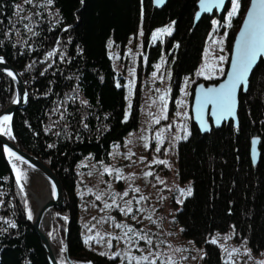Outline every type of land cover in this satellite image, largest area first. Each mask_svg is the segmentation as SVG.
<instances>
[{"label": "trees", "instance_id": "16d2710c", "mask_svg": "<svg viewBox=\"0 0 264 264\" xmlns=\"http://www.w3.org/2000/svg\"><path fill=\"white\" fill-rule=\"evenodd\" d=\"M198 1L168 0L156 8L153 0H33L32 5L0 0V54L23 73L30 94L28 105L15 113L13 130L20 146L50 165L65 188L53 241L75 264H119L118 258L102 256L85 243L76 192L80 161L109 163L113 145L139 124L141 90L137 86L126 118L125 78L115 69L109 39L124 47L143 22L147 66L154 68L164 46L171 48V85L177 91L203 62L218 20L226 31L223 71L211 78L196 76L189 93L192 102L197 83L224 77L251 0H239L230 20L229 5L224 13L205 15L195 24ZM173 21V32L164 41H153L154 30ZM49 52L55 54L49 57ZM15 96L13 81L0 73V111ZM239 100V125L228 121L206 134L193 122L190 105L191 134L177 145L178 174L189 181L192 194L184 198L176 221L183 235L203 248V264H233L218 242H210L216 231L231 228L237 242L246 241L264 253V57ZM255 138L258 163L252 158ZM0 264H50L1 141Z\"/></svg>", "mask_w": 264, "mask_h": 264}, {"label": "rangeland", "instance_id": "374dc122", "mask_svg": "<svg viewBox=\"0 0 264 264\" xmlns=\"http://www.w3.org/2000/svg\"><path fill=\"white\" fill-rule=\"evenodd\" d=\"M232 7L233 0L229 6V14ZM227 17L230 20L229 15ZM174 26L173 21L155 29L153 41H164L173 32ZM164 29L170 31H162ZM225 36L226 31L222 32L221 24L215 20L203 62L195 70V74L183 78L177 91L171 85V48L164 46L154 68L147 66L143 22L131 33L124 47L114 45L113 37L109 39V54L115 69L125 78L126 118L130 115L137 86L142 93V103L138 126L113 145L109 163H96L90 158L79 163V183L76 187L79 219L84 225L86 239L93 238L88 243L96 252L118 258L119 264H129V257L150 255L152 258L151 254L159 255L157 264H167L169 258L175 264H203V248L194 239L185 237L176 221V213L186 197L180 195L179 189L187 190L190 187L192 190L189 181L183 182L179 177L177 145L181 139L188 138L191 134L188 109L191 105L189 93L193 80L198 75L211 78L222 73L221 69L227 58ZM220 57L225 59L221 61ZM161 96L164 97L163 100L160 99ZM156 160L167 163H155ZM106 168L111 169V173L105 171ZM147 172H152V175L145 176ZM41 185H45L43 180L36 187ZM135 188L140 191H132ZM125 191H128V196H123ZM96 196L101 199L97 200ZM142 196L146 199L141 200ZM178 200L182 202L178 203ZM129 201L131 203L127 206L133 209L131 213L126 214L116 207L119 205L126 208V202ZM32 203V211H37L38 205L34 201ZM106 203L113 206L105 208ZM140 209L143 211H139ZM149 216L151 219L147 218ZM117 224L127 225L134 231L125 235L127 229L117 227ZM137 231L140 236L135 234ZM234 235V228L225 232L216 231L213 235V239L224 249L226 259L235 264H260L264 261L263 251L253 250L246 241L237 242ZM141 236H147L153 243L149 245ZM116 253L119 255H115ZM61 259L65 260L64 250H61ZM131 264H135V261Z\"/></svg>", "mask_w": 264, "mask_h": 264}, {"label": "water", "instance_id": "95a60500", "mask_svg": "<svg viewBox=\"0 0 264 264\" xmlns=\"http://www.w3.org/2000/svg\"><path fill=\"white\" fill-rule=\"evenodd\" d=\"M167 1L168 0H153V4L156 8H163L166 5ZM254 2L258 3V0L250 1V5L247 9L246 15L235 37L229 65L227 67V71L224 77L216 82L201 81L197 83L195 86L194 96L191 102V111H192L193 122L198 126V128L203 134L210 133L213 130V128L215 129L221 128L228 121H234L236 127L239 125L238 110L240 104V100H239L240 93L242 90L248 91L250 78L256 67L259 65L261 59L264 57V53H261L260 55L257 56V59L253 63V67L251 71L246 77V81L241 83V85H239L237 88L236 104L233 115L218 118L219 112L213 104L207 103V104H203V107H201L202 99H203L202 92L209 88L218 89L221 85L227 83L229 76L232 74V64L236 60L237 49L241 44V33L245 30V26L248 20V14L252 10ZM208 3L209 0L198 1V10L196 12L195 24H198L199 21L205 15L213 16L216 13L219 15L224 13L228 8V6L230 5L231 0H223V2L220 3L218 6L216 5L215 0H211V6L206 7L205 5ZM0 57H2L4 61L3 63H0V73H4L5 75H7L13 81L16 88L15 99L10 104H8L7 107H5L2 111H0V118H2L5 115L11 117V120L8 122L10 123V131L9 133H6L5 131H0V141L4 146L6 154H8L9 150H11V152H14L17 156H20L22 158L21 160H23L33 169L41 173L47 179L49 185L51 186V190H52L51 197H49L46 201L42 202L38 206L34 218L30 219L32 225L34 226L35 230L40 236L42 245L47 253L50 264H75L74 260L67 253L65 254L64 262L61 260V258L57 253V247L53 241L55 220H53L52 222V229H53L52 232H47L43 228V221L45 216L51 210L56 211L64 206L65 198H66L65 188L58 174L53 170V168L50 165H48L46 162H44L38 155L24 150L20 146L15 136L13 130V118L15 116V113L19 109L25 108L28 105L30 98L29 87L26 79L24 78L23 73L15 65L9 62V60L4 55L0 54ZM8 71L14 73L15 79H13L12 76L8 75ZM0 127H3V125H0ZM259 156L260 154L258 148V138H255L253 140V147H252V158L254 163H258ZM13 172L19 186L22 188L20 179L19 180L17 179L18 176L15 173L14 169ZM86 262L87 261L85 260L83 261V263Z\"/></svg>", "mask_w": 264, "mask_h": 264}, {"label": "snow or ice", "instance_id": "6c2138e0", "mask_svg": "<svg viewBox=\"0 0 264 264\" xmlns=\"http://www.w3.org/2000/svg\"><path fill=\"white\" fill-rule=\"evenodd\" d=\"M25 2L29 5L33 4V0H25ZM223 0H215L216 5L218 6L220 3H222ZM46 4H51L52 0H45ZM206 7L211 6V0H209V3L205 5ZM239 9V0H233V7L232 11L229 14V19L231 16H234L236 12ZM24 18L21 17V20ZM31 19V18H29ZM24 27L28 29V31H31L32 29L28 28V25L25 24ZM162 31H170L169 29H164ZM2 43V41H0ZM261 53H264V0H258L257 2H254L252 10L248 14V20L247 24L245 26V30L241 33V44L237 49L236 54V60L232 64V74L229 76L228 81L226 84L221 85L218 89L217 88H209L207 90H204L202 92V104L201 107H203V104L211 103L213 104L218 112L219 117H225V116H231L233 115L235 104H236V90L241 83L246 81V77L248 76L249 72L251 71L253 67V63L257 59V56ZM55 53L49 52L48 56L51 57ZM221 61H223L225 58L220 57ZM3 58L0 57V63H3ZM31 67V65H29ZM221 71H223L221 69ZM201 74H203V69L201 70ZM8 75L12 76L13 79H15V75L13 72L8 71ZM210 78V77H209ZM26 96V93H25ZM161 100L164 99L163 96L160 98ZM166 118V117H165ZM11 120V117L8 115L3 116L0 118V125H7L8 122ZM158 122V121H157ZM86 127V126H85ZM0 131H8L7 127H0ZM159 136V133L157 134ZM187 137H185L186 139ZM255 143V141H254ZM147 147V145H145ZM159 151V148L156 149ZM10 154L14 156L17 160H21L22 158L20 156H17L14 152H11L9 150ZM155 163L159 164H166L167 162L164 160H156ZM15 168V165H13ZM105 171L111 173V169H105ZM119 171V170H117ZM152 172L145 173V176H151ZM22 174H18L17 179H21ZM123 178V177H118ZM132 191L139 192V188L132 189ZM180 195L182 196H190L192 194V190L189 187L187 190L179 189ZM116 195H119L118 193ZM123 196H128V191L123 192ZM97 200H100V196H96ZM141 200L146 199V197H141ZM140 201L138 200L137 203ZM182 202V201H177ZM113 203H115V197H113ZM130 201L126 202V208H121L119 205H116L117 208L121 212L124 213H131L133 209L130 206ZM113 205L111 204H105V208H111ZM139 211H143L140 209ZM31 218V213L29 212V219ZM148 219H151V217H147ZM15 225H13L14 227ZM117 227L126 228L127 231L125 232V235H127L129 232H133L134 229L127 226V225H121L117 224ZM87 227V225H85ZM137 236H140V232L137 231L135 233ZM141 239H145L149 245H151L153 242L151 239H148L147 236H141ZM89 239H93L92 237H89L85 240V243H88ZM211 243L215 244L216 240L213 239L210 241ZM111 246V245H109ZM234 251L238 252L239 249H234ZM100 255H107L106 253H100ZM115 255H119V253H116ZM229 256H231V253H229ZM150 255H142L139 257H129V264L134 260L135 264H157V260L159 259L158 254H151ZM164 264V262H162ZM167 264H175L174 261H171V258H169ZM234 264V262H233ZM260 264H264V261H261Z\"/></svg>", "mask_w": 264, "mask_h": 264}, {"label": "bare ground", "instance_id": "6f19581e", "mask_svg": "<svg viewBox=\"0 0 264 264\" xmlns=\"http://www.w3.org/2000/svg\"><path fill=\"white\" fill-rule=\"evenodd\" d=\"M3 127H7L8 131H5V132L9 133L10 123H8L6 126L3 125ZM7 157L11 163L12 168L15 170V173L17 174V176H18V174H22V178L20 179V183L22 184L21 185L22 188L21 187L20 188H21V190L24 193L25 198H26V212H27V216L29 218V212L33 210V203L32 202L34 201L39 206L42 202L46 201L49 197H51V195H52L51 186L49 185V182L47 181V179L41 173H39L38 171L33 169L31 166H29L23 160H17L14 156H12L10 154V152H8ZM13 165H15V168L13 167ZM40 180H43L45 185L44 186L41 185L40 187H38V186L36 187V184ZM56 211L51 210L44 218L43 228L47 232L53 231L52 222L56 218ZM32 212H31V218L30 219L34 218L37 211H32ZM54 232H55V230H54ZM57 253H58L59 257L61 258V250H59L58 248H57ZM62 261L64 262L65 260H62ZM83 264H88V263H83Z\"/></svg>", "mask_w": 264, "mask_h": 264}]
</instances>
